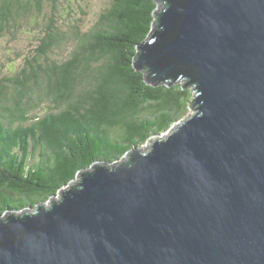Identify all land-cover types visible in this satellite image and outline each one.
<instances>
[{
  "label": "water",
  "instance_id": "95a60500",
  "mask_svg": "<svg viewBox=\"0 0 264 264\" xmlns=\"http://www.w3.org/2000/svg\"><path fill=\"white\" fill-rule=\"evenodd\" d=\"M157 1L146 80L193 112L0 217V264H264V0Z\"/></svg>",
  "mask_w": 264,
  "mask_h": 264
},
{
  "label": "trees",
  "instance_id": "16d2710c",
  "mask_svg": "<svg viewBox=\"0 0 264 264\" xmlns=\"http://www.w3.org/2000/svg\"><path fill=\"white\" fill-rule=\"evenodd\" d=\"M61 1L0 0V35L32 25L37 44L10 76L0 68V217L45 204L81 170L119 160L196 102L184 74L171 85L146 80L156 75L148 50L157 0H112L89 30L76 29L74 48L59 61ZM46 99L50 109L34 114Z\"/></svg>",
  "mask_w": 264,
  "mask_h": 264
},
{
  "label": "rangeland",
  "instance_id": "374dc122",
  "mask_svg": "<svg viewBox=\"0 0 264 264\" xmlns=\"http://www.w3.org/2000/svg\"><path fill=\"white\" fill-rule=\"evenodd\" d=\"M112 0H63L59 4L60 15L59 25L65 29L66 39L63 45L56 48L53 56L57 60L69 57L71 50L75 46L74 32L79 29L80 32H86L96 24L101 13L106 10ZM46 14L50 13V6H46ZM45 24L46 21H43ZM38 30L37 26H34ZM31 26L25 28L24 31L15 34L0 35V68L3 76H10L13 70H19L23 64L24 56L30 54V50L36 46ZM31 29V30H30ZM52 102L46 99L41 106L34 111V114H43L50 109ZM193 112L190 107L183 118L188 113ZM180 118V119H181ZM179 119V120H180ZM178 121V120H177ZM176 121V122H177ZM175 122V123H176ZM166 132V131H165ZM144 144H142L143 146ZM57 195V194H56ZM55 195V196H56Z\"/></svg>",
  "mask_w": 264,
  "mask_h": 264
}]
</instances>
